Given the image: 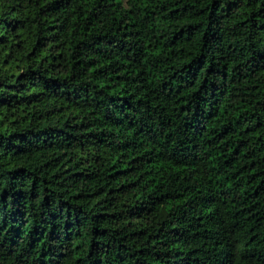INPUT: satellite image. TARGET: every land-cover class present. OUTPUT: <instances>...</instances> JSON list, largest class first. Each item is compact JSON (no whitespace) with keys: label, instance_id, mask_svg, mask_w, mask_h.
I'll return each mask as SVG.
<instances>
[{"label":"trees","instance_id":"trees-1","mask_svg":"<svg viewBox=\"0 0 264 264\" xmlns=\"http://www.w3.org/2000/svg\"><path fill=\"white\" fill-rule=\"evenodd\" d=\"M0 264H264V0H0Z\"/></svg>","mask_w":264,"mask_h":264}]
</instances>
